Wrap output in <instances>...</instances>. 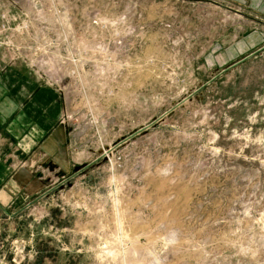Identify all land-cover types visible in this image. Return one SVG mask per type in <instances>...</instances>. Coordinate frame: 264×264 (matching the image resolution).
<instances>
[{
    "label": "rangeland",
    "instance_id": "1",
    "mask_svg": "<svg viewBox=\"0 0 264 264\" xmlns=\"http://www.w3.org/2000/svg\"><path fill=\"white\" fill-rule=\"evenodd\" d=\"M0 264H264V0H0Z\"/></svg>",
    "mask_w": 264,
    "mask_h": 264
}]
</instances>
